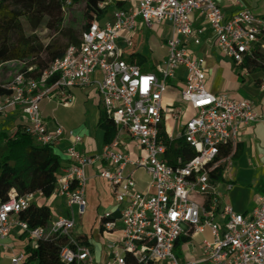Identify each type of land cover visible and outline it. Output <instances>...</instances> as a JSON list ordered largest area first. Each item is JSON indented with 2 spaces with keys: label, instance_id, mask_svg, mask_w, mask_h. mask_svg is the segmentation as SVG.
Listing matches in <instances>:
<instances>
[{
  "label": "built area",
  "instance_id": "1",
  "mask_svg": "<svg viewBox=\"0 0 264 264\" xmlns=\"http://www.w3.org/2000/svg\"><path fill=\"white\" fill-rule=\"evenodd\" d=\"M205 14L212 36L210 40L237 65L264 64V15L242 9L227 17L217 0H139L131 7H119L103 20L87 24L79 44L67 47L39 76L31 73L35 66L24 60L0 64V88L9 91L0 95V119H7L19 109L27 119V132L42 145H55L66 135L81 142L83 137L66 130L59 123L50 127L41 111V102L58 98L68 106L74 97L72 88L94 83L103 107L119 133L125 132L138 152L124 151L129 143L119 136L106 144L98 156L83 155L75 143L66 148L74 160L60 169L53 195L75 206L83 215L88 206L85 166L102 158L110 168L101 169L119 204L121 238L112 245L106 264H126L125 254H134L139 261L164 264H188L174 253L178 239L194 231L210 228L212 239L202 242L208 264H264V191L257 195V206L249 214L237 212L232 205L220 209L221 179L213 173L219 166L232 164L234 147L244 125L264 120L249 99H238L229 92L214 93L207 88L204 56L194 54L189 43L203 42V28H195L192 15ZM152 28L156 23H170L167 56L163 62L146 70L140 63L123 56L118 40L124 32L135 33L138 19ZM132 43V35L126 38ZM97 70L102 77L94 78ZM8 71L9 77H3ZM51 79H54L50 82ZM183 84L181 101H170L165 93L174 81ZM264 88V79L262 81ZM174 121V132L168 131L166 119ZM165 132V134H164ZM185 139L196 154L172 165L166 158L168 140ZM232 147L231 152L225 149ZM132 167V170H126ZM144 170L151 177L148 191H140L135 173ZM228 182L227 189L233 188ZM153 191H150V189ZM42 191L19 195L12 190L9 199H0V246L14 229L26 232L31 246L42 239L64 234L68 243L60 252L65 264H96L91 247L74 235V214H60L49 227H30L19 213L32 203L41 204ZM107 230L117 227L111 213L105 214ZM221 217L223 220H220ZM11 264H32L29 252L14 251Z\"/></svg>",
  "mask_w": 264,
  "mask_h": 264
},
{
  "label": "crops",
  "instance_id": "2",
  "mask_svg": "<svg viewBox=\"0 0 264 264\" xmlns=\"http://www.w3.org/2000/svg\"><path fill=\"white\" fill-rule=\"evenodd\" d=\"M115 1L116 0H108V3L112 4V8L109 12L119 8L114 5ZM122 1H125L122 7L127 8L137 4L139 0ZM217 1L227 17L245 8L251 9L258 15H264V0ZM192 19L195 28H203L205 30L203 42L200 45L189 43L188 47L191 52L202 55L206 59L207 88L214 93L229 92L238 99H249L252 101L255 110L264 114V88L262 87L264 67L261 68L252 65L249 71H245L242 66H237L232 59L225 56L210 40L212 33L205 19V14L201 11H195L192 15ZM163 24L162 30L160 29L159 32L161 35L159 43L160 50L166 47L168 38L172 36L171 24ZM159 26L160 25H154L153 27ZM131 35L132 38H134L136 32L133 34L124 32L118 40V45L122 49L123 56L125 53L123 49L128 48L129 45H134L133 41L131 44H128L126 41V38ZM167 52L168 50L162 54L160 58L162 60L158 63L165 60ZM132 54H140L145 56L147 60H150L153 59L154 50L152 47L145 46L140 51L131 52L126 59L132 61ZM158 63H154L148 69L145 68L146 64L141 65L146 70H152ZM101 77V70H97L94 74V78L100 79ZM178 81L179 80L174 81L168 91L171 90L173 93L178 91L180 94L183 84ZM72 93L74 99L68 106L61 105L58 98L55 97L50 101L48 100L49 102L55 103L52 107L53 111H57L60 106L68 109L65 115L62 117H51L42 114L50 127H53L55 123H59L63 125L66 130H73L75 134H79L83 137L81 142L76 143L73 137L66 135L56 144L55 147L59 150L62 157L61 168L67 167L74 162L66 153V148L70 143H75L77 151L83 155L89 156H99L104 146L107 144L104 141V131L98 124L103 103L97 86L94 83L87 86H75L72 88ZM8 119H17L16 125L27 123L26 117L19 109L13 111ZM12 124L14 125L15 122ZM118 136L126 143H129V147L123 145L122 149L124 151L128 152L131 150L133 153L138 152V148L133 145L127 133H119L117 130L115 140ZM236 149L237 156H233L232 164L225 167L221 177L219 189L224 195L220 197V209H222L224 205L230 204L237 212L249 214L257 206V195L264 191V120H258L242 127L240 137L234 147V153ZM106 168H110V164L102 158H97L95 161L85 166V174L87 177L85 192L88 206L83 215L78 213L76 206L73 209L68 207L66 200L62 197L52 195L41 201V204L50 205L53 218L60 214H74L76 227L73 230V235L75 238L80 236L82 240L88 241V245L93 251L96 264H106L110 257L113 243H116L122 236L121 223L119 221L120 206L115 201V196L109 182L99 175V171ZM127 169L132 170V167H128ZM135 178L138 184L137 188L140 191H148L151 181L150 175L144 170L138 169L135 173ZM228 182H232L234 185L230 190L227 189ZM150 191H153V189L151 188ZM106 213H111L112 219L116 220L117 227L113 230H107L104 226ZM219 219L223 220L221 217H219ZM206 231H208L211 238L205 239L211 240L212 233L211 229L208 227L205 228L204 232L194 231L190 235L182 236H188L192 239L194 235L202 234ZM26 234V232L20 231L19 229H14L5 240L13 249L5 251L0 246V256L6 259V264H11L10 257L14 251L28 252L27 246L32 247L29 235L26 241L23 239ZM203 240L200 243L199 249L196 247L190 249L188 246L190 240L181 243L183 244L185 254L180 258L185 260L188 264H208L203 253ZM17 243L18 247L15 246ZM31 263L36 264L35 261Z\"/></svg>",
  "mask_w": 264,
  "mask_h": 264
},
{
  "label": "trees",
  "instance_id": "3",
  "mask_svg": "<svg viewBox=\"0 0 264 264\" xmlns=\"http://www.w3.org/2000/svg\"><path fill=\"white\" fill-rule=\"evenodd\" d=\"M79 0H0V64L11 60H24L27 66H35L33 76H39L52 61L62 57L71 44H79L80 34L74 31V24L63 28L65 22V6ZM85 2L84 19L86 25L103 20L112 8L108 0H83ZM70 2V3H69ZM125 1L116 0L114 5L122 7ZM22 17H26L33 30L46 21L49 28L63 31L68 42L62 46L56 41L47 45L38 40L36 35H26ZM45 54V55H43ZM132 61L146 64L147 58L140 54H132ZM264 60V56L261 57ZM252 68L250 65H247ZM256 67H264L263 63ZM146 69L149 67L146 65ZM54 79H51L52 82ZM9 91L0 88V95ZM9 118V117H8ZM99 127L104 131V141L113 143L117 135V128L113 120L103 107L99 116ZM165 134V132H164ZM0 142H4L6 150L0 161V199H9L10 192L16 190L19 195L28 192L42 191L45 198L53 195L56 187L57 175L62 167V157L55 145L39 144L26 130V123L16 126L13 134L6 127H0ZM166 158L172 165L182 158L185 163L195 154L185 139L175 141L168 140ZM232 147L225 149V153L231 152ZM237 156V149L233 155ZM224 167L219 166L213 173L214 177L221 179ZM19 217L28 222L30 227H49L53 220V212L50 205L32 203L27 209L19 213ZM76 239L81 243L89 244L80 236ZM190 240L188 236H181L176 244ZM68 243V237L64 234H54L48 239L38 242L36 248L27 246L29 262L36 264H65L60 258V252ZM126 264H156L154 261L142 262L132 253L125 254Z\"/></svg>",
  "mask_w": 264,
  "mask_h": 264
},
{
  "label": "rangeland",
  "instance_id": "4",
  "mask_svg": "<svg viewBox=\"0 0 264 264\" xmlns=\"http://www.w3.org/2000/svg\"><path fill=\"white\" fill-rule=\"evenodd\" d=\"M70 3V2H69ZM84 10H85V2L83 0H79L77 2L70 3L65 6V11H64V17H65V22L63 24V28H67L70 25L74 24V31H76L78 34H80L81 30L84 29L86 26V21L84 19ZM22 24L23 28L25 31L26 35H36L38 40L47 45L51 41H56L58 42L59 45L64 46L68 42L67 36L63 33V31L58 30V29H53L49 28L46 24V21L41 24L37 30H33L30 22L26 17H22ZM155 25H160L159 27H153V28H147L145 26V23H143L142 18L140 17L138 19V26L136 27V35L134 38H132V41L134 42L133 46H128V48H124V57L128 58L131 52L133 51H140L142 50L143 47L148 46L152 47L154 50L153 54V59L147 60L146 65L148 67L152 66L154 63H158L162 59L161 56L163 53L167 51V48L164 47L161 50L159 49V43H160V29L162 30V25L163 23L155 24ZM45 55V54H43ZM3 77H9L8 71ZM165 98L170 100V101H181V97L179 92L173 93L171 90L167 91L165 93ZM55 105V103L49 102L47 99L43 100L41 102V111L43 115L46 116H51V117H62L67 113L66 108L63 106H58L59 109L57 111H53L52 107ZM79 118V117H77ZM76 118V119H77ZM8 119V118H7ZM0 119V127H6V129L9 131L10 134H13L14 130L16 129V121L17 119ZM15 124L13 125L12 123ZM166 124L168 131L171 133H174V136H178L179 134L177 132H174V121L170 118L167 117L166 119ZM6 150V145L4 142H0V161L2 158L3 153ZM126 173H128V169L126 170ZM28 237V234L24 236V240L26 241ZM205 238H211L208 231L202 234H197L194 235L192 239H190L189 243V248L191 249L192 247H196L197 249L200 248V243L203 239ZM16 247H18V243L15 244ZM191 251V250H190ZM174 253L178 256L181 257L185 254L183 250V244H180L178 247L174 249ZM8 257V256H7ZM0 264H6V259L4 257L0 256ZM157 264H164V263H157Z\"/></svg>",
  "mask_w": 264,
  "mask_h": 264
}]
</instances>
